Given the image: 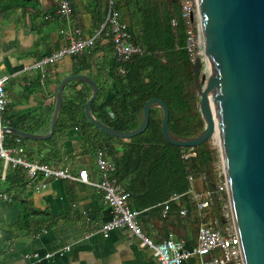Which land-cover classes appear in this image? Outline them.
Instances as JSON below:
<instances>
[{"label": "trees", "instance_id": "obj_1", "mask_svg": "<svg viewBox=\"0 0 264 264\" xmlns=\"http://www.w3.org/2000/svg\"><path fill=\"white\" fill-rule=\"evenodd\" d=\"M180 1L134 0L136 5L131 11V39L142 48V52L128 59H119L113 52L110 27L105 26L91 46L72 55L75 73L92 70L93 65L96 69L93 76L98 85V95L92 102L91 110L105 125L121 131L135 129L141 123L144 103L156 97L167 105L168 126L173 132L193 136L203 128L200 113L193 111L196 107V94L190 71L191 63L184 46L186 24L180 16ZM2 2L0 0L1 10ZM5 7L9 9L12 6ZM100 8L95 9L97 29L103 21ZM172 19H175V25H172ZM99 52H104V55L102 61L96 63L94 58ZM37 81L40 84L39 78ZM110 82H114L115 92L108 98ZM89 88L81 80H72L66 84L52 137L32 141L39 144V162L59 165L65 161L58 140L65 129L76 127L82 132V153L92 157L101 153L113 164L110 175L128 191L131 207L140 210L160 209L166 203L167 214L179 212L183 207L187 209L186 214L195 213L188 190L193 188L194 180L203 178L216 185V206L224 222L223 231L232 232L228 197L225 190L218 188L225 176L217 136L196 146L182 147L168 143L162 136V111L159 107L150 108L149 121L142 132L129 138L109 135L95 127L84 115V105L90 95ZM1 117L9 126L34 131L31 122L35 116L32 112L16 110L10 102L6 103ZM14 137L15 134L4 133L3 143L14 144ZM20 138L24 145L31 142L22 136ZM25 147L27 152L32 151L28 144ZM190 151L193 155L184 156ZM1 166L0 159V170ZM42 180L41 172L29 177L23 166L9 165L4 176L2 191L19 201L23 210L19 223L33 233L41 230L42 218H29L33 212L23 194L29 188H36ZM174 195H178L177 200L173 199ZM213 205L196 212L199 222L208 223L212 220L213 215L211 213L210 216L209 210ZM237 261L234 258L229 264H239Z\"/></svg>", "mask_w": 264, "mask_h": 264}, {"label": "crops", "instance_id": "obj_2", "mask_svg": "<svg viewBox=\"0 0 264 264\" xmlns=\"http://www.w3.org/2000/svg\"><path fill=\"white\" fill-rule=\"evenodd\" d=\"M2 1L0 77L8 76L5 83L8 102L16 110L29 111L35 116L31 122L34 130L31 133L44 134L49 131L60 80L75 73L73 57L64 56L46 65L42 80L38 71L26 67L67 44V21L56 13L58 0ZM68 1L71 6L69 25L78 27L82 37L95 35V9L101 7L103 18L106 0ZM6 5L12 7L8 9ZM135 5L134 0H117L120 18L130 37H133L131 11ZM103 55L104 52L97 53L94 61L101 62ZM93 67L92 70L78 73H85L95 80L93 73L96 69ZM114 92L115 84L110 82L107 97H111ZM61 135L58 145L64 151L65 161L59 165L67 166L74 175L79 169L86 168L89 180L97 181L99 175L95 158L82 153L81 130L72 127L65 129ZM32 141L38 140L26 143L32 151L27 152L26 147L25 153L29 158L39 161V144ZM213 185L203 178L193 182L196 190L211 192L210 200L214 205L209 213L210 216L212 213L213 218L205 224L223 231L224 222L215 202L216 185ZM23 197L33 212L29 218H42V228L37 233L29 232L25 225L19 223L23 213L19 201L13 200L10 195L9 198L0 197V264H161L150 248L138 245V240L131 237L128 228L116 227L104 235L100 228L111 218L112 209L103 202L101 191L90 183L51 178L46 180L44 187L29 188ZM196 214V211L185 215L172 211L164 215L163 208H152L143 209L138 220L142 230L153 239L168 237L180 240L188 248L195 245L201 223ZM15 234L17 236L14 238ZM46 253L50 255L45 256ZM202 258L193 255L184 264H200Z\"/></svg>", "mask_w": 264, "mask_h": 264}, {"label": "water", "instance_id": "obj_3", "mask_svg": "<svg viewBox=\"0 0 264 264\" xmlns=\"http://www.w3.org/2000/svg\"><path fill=\"white\" fill-rule=\"evenodd\" d=\"M194 4L206 56L204 68L199 58L190 65L196 94L193 111L203 120V128L195 135L173 132L167 105L156 97L144 103L135 129L121 131L105 125L91 110L98 85L85 73H71L60 80L47 133L9 125L1 130L30 140L52 137L66 84L81 80L91 88L84 115L104 133L119 138L136 135L146 128L150 108L159 107L162 136L168 143L196 146L216 135L242 264H264V0H194Z\"/></svg>", "mask_w": 264, "mask_h": 264}, {"label": "built area", "instance_id": "obj_4", "mask_svg": "<svg viewBox=\"0 0 264 264\" xmlns=\"http://www.w3.org/2000/svg\"><path fill=\"white\" fill-rule=\"evenodd\" d=\"M116 2L117 0H106L103 21L96 30L95 35L92 37H82L78 27L69 25L68 19L71 16L69 1L58 0L56 13L67 21L65 29L68 42L51 53L34 60L26 68L38 71L40 79H44L46 65L57 62L64 56L81 53L85 48L94 43L95 38L99 36L101 30L105 26L110 27L113 40V52L119 59H128L133 54L142 52V48L133 42L125 23L121 20L120 12L116 8ZM180 7V16L186 24L184 46L187 51L189 62L194 63L198 58L203 62L206 58L204 40L202 30L196 17L194 0H181ZM171 23L175 25V19H172ZM7 79L8 76L6 75L0 77V159L2 160L0 170V197L9 198V195L4 193L1 189V184L4 182L5 172L9 165L25 167L29 177H33L37 172H41L43 174V180L38 185L40 187H44L46 180L51 178L87 182L101 191L103 202L112 209L111 218L105 221L100 228L104 235H107L111 229L116 227L128 228L131 237H135L138 240V245L140 247L150 248L153 251V255L161 264H184L185 260L193 255L204 257L200 261V264H229L234 258L238 260L237 262L239 264H242L234 228L232 232L225 233L215 226L200 223L197 230L196 243L194 246L188 248L185 247L180 240L168 237L155 240L146 234L142 230L138 220V216L142 210L133 208L129 205L128 191L117 184L115 178L110 175L113 171V164L107 160L103 154L98 153L95 157L97 173L99 175L98 180L90 181L89 173L86 168L79 169L77 175H74L67 166L48 165L29 158L25 153L26 147L22 143L21 136L19 137V135L14 137V144H4V132L1 129L7 124H5L2 119L1 113L8 102L5 90ZM190 155H193L192 151L184 154V156ZM188 178L193 180L191 176ZM218 188L226 192L227 184L225 179ZM188 193L194 203L196 212L211 205L210 191H199L193 187L188 190ZM173 199L177 200L178 195H174ZM167 210L168 204L165 203L163 207L164 215L167 214ZM179 213L185 215L187 209L183 207L179 210ZM217 251H220V253H215ZM49 255L50 253L45 254V256Z\"/></svg>", "mask_w": 264, "mask_h": 264}, {"label": "rangeland", "instance_id": "obj_5", "mask_svg": "<svg viewBox=\"0 0 264 264\" xmlns=\"http://www.w3.org/2000/svg\"><path fill=\"white\" fill-rule=\"evenodd\" d=\"M50 64H53V63H49V65ZM205 67V65H204V61H203V68ZM12 90H14V87L12 86ZM15 99V96L13 95V97H12V100H14ZM95 158V157H94Z\"/></svg>", "mask_w": 264, "mask_h": 264}, {"label": "bare ground", "instance_id": "obj_6", "mask_svg": "<svg viewBox=\"0 0 264 264\" xmlns=\"http://www.w3.org/2000/svg\"><path fill=\"white\" fill-rule=\"evenodd\" d=\"M72 56V55H71Z\"/></svg>", "mask_w": 264, "mask_h": 264}]
</instances>
